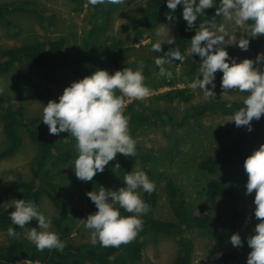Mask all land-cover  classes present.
<instances>
[{
	"label": "trees",
	"instance_id": "obj_1",
	"mask_svg": "<svg viewBox=\"0 0 264 264\" xmlns=\"http://www.w3.org/2000/svg\"><path fill=\"white\" fill-rule=\"evenodd\" d=\"M28 4L29 2L27 1L17 0L1 4L0 18H4V16L16 10H34L31 7H27ZM120 6L112 4L92 6L94 11L88 20L87 29L84 32L85 36L82 38V52L78 54H69L65 51L64 44L66 39L62 36L46 41L34 40L22 43L19 46L0 49V74L9 73L11 70L22 72L31 69L50 68L52 74H47V79L57 80L58 73L63 70L71 72L80 79L90 75L97 68L105 69L111 74L113 71L123 67L134 70L138 64L142 63V74L145 77L144 83L149 89L152 87L172 86L175 80L194 81L196 79L201 58L194 53L189 55L187 47L194 31L199 29L201 23L207 26L218 25L221 22L223 17L215 14V8L219 7V0H215L213 7L205 9L204 13H201L196 23H194L193 28L188 30H185L186 22L180 16L182 11L180 5H177V8L172 12L175 17L174 21L165 19V13L169 12V10L164 0H145L143 7L137 9L130 16L127 27L135 39H141L144 32L153 31L157 26L165 25L166 23H175L178 26V36L175 43L171 45L163 44L161 51L157 54L162 55L163 52L172 47L180 51L183 60H173L164 65V67L169 65V67L173 68L172 74L175 80H160L155 83L149 78L152 69L150 63H152V67L155 70L158 69L154 60L151 61L150 58L130 60L126 54V47L120 46L114 41L110 44H105L107 39H109L106 33L111 17L113 12L119 9ZM82 7L83 0H79L72 8V11H80ZM37 13L41 20L47 21V24H52L51 21L54 20V15L45 17L39 12ZM6 22L10 24L8 21ZM251 23V21L246 22L245 33L249 43L255 46L257 45L256 38L262 36L257 35L255 38L250 36ZM100 55H103L104 59H101ZM176 68L178 69L175 71ZM57 69H60L59 72H56ZM221 75L220 71L214 74L216 86H220ZM116 94L121 95L119 92ZM244 94L245 96L247 95V93ZM192 96L193 92L184 87L170 88L154 96H147L143 100L132 99L124 109V115L128 117L131 137L134 139L137 132L154 124L156 121L167 123L168 127L171 128L173 126L177 127L181 120L196 117L206 110L227 108L228 111H236L243 107V100L204 101L190 106L189 110L182 114L181 120H174L166 109H150L145 105L147 104L146 102L152 100L178 99L188 102ZM24 112L22 104H12L9 97L5 100L3 95L0 94V115L5 120V129L7 130L9 142L7 148L0 153V156L11 154L18 148L21 143V136L17 133L18 126L25 127V131L36 150L31 165L33 179L30 181L14 179L8 188V193L14 199L24 198L32 200L37 204L38 208L40 199L47 197L54 207L55 214L52 216V225L58 237L65 241L66 246L62 252H57L55 249L36 251L34 244L29 238L24 236L27 230L35 226L36 220H30L24 228L16 227L11 224L9 210L0 204V230L6 235L5 241L0 244V264H143L141 259L145 237L160 234L170 235L177 242V258L174 264H190L193 244L184 235L187 231L203 230L211 237L214 245L218 246V241L225 233V230L231 227L230 221L233 223L239 217H243V220H245L244 237L239 253L247 254L246 251H250L246 243V237L252 234V228L258 220L253 216V209L245 208L241 194L217 178L209 179L203 191L211 201L216 197L222 198L225 209L223 214L209 215L194 212L183 190L172 180L167 179L165 182L166 193L174 220H161L152 216L151 210L155 206L157 199L155 189L151 194H141L142 199L149 205V211L142 216V230L128 244H122L119 247H101L98 243L94 246L89 241L79 237L68 236L70 231L76 229L75 221L82 215V212L75 208L71 194L61 189V184L57 177L59 178L64 173V167L73 161L76 156L75 139L70 133L67 134L66 132H62L59 135H50L44 123H39L37 118H25ZM165 115L166 117H164ZM250 123L251 131L246 130L244 127L242 135L233 148L207 155L199 162L198 166L200 169L213 173L217 165L227 163L233 158L245 156L246 152L255 145L259 136V119H253ZM137 161H139V170H143L149 179L152 180V172L149 168L151 154L147 151L136 149L135 156L125 157L117 153L114 160L109 161L104 170L98 172L92 178V181L82 182L87 192L97 191L100 186L110 190L114 176L123 177L133 169ZM89 202L90 211L95 212L94 204L90 199ZM121 212L124 215H130V213H124L123 210ZM9 226H12L18 234L16 238L9 239L7 237L6 230ZM236 256L235 252L224 253L221 256V260L225 261ZM240 264H246L243 256L240 259Z\"/></svg>",
	"mask_w": 264,
	"mask_h": 264
},
{
	"label": "rangeland",
	"instance_id": "obj_2",
	"mask_svg": "<svg viewBox=\"0 0 264 264\" xmlns=\"http://www.w3.org/2000/svg\"><path fill=\"white\" fill-rule=\"evenodd\" d=\"M11 1L16 0H0V5ZM17 1L29 2L27 7H31L34 10H16L4 16V18H0V49L19 46L22 43L32 42L34 40L46 41L62 36L66 39L64 44L65 51L69 54L82 52V38L85 36L84 32L87 29L88 20L94 11L93 7L89 5L88 0H83V7L80 11H72V8H74L79 0ZM144 1L125 0V4L113 12L106 33L109 39H107L105 44H110L114 41L120 46L126 47V54L130 60L136 58H150L151 61L154 60L158 54V52L151 51V44L156 41L155 32L159 28H165L164 25L157 26L153 31L144 32L141 39H135L133 37L127 27V23L130 20V16L137 9L143 7ZM36 11L45 17L54 15V20L51 21L52 24H47V21L41 20ZM221 23H224L223 18L218 25ZM165 25L169 28L174 40H176L178 36L177 24L166 23ZM225 27L227 31L225 43L227 44L223 45V47L228 52V55L235 58L237 62L243 58H250L253 59L255 67L258 68L261 66L255 63V57L258 52L264 53V36L256 38L257 45L255 46L249 43L245 51L236 46L235 40L246 38L245 29L247 25L244 24L237 27L232 24H225ZM189 48L190 44L187 47V52ZM100 58L104 59V56L100 55ZM152 66V63H150L152 69L149 78L154 83L160 80H175L173 74L171 78H166L160 75L158 67L155 70ZM165 69L171 72L173 70L169 65ZM59 70L57 69L56 72H59ZM47 74H52L50 68L31 69L22 72H19V70H11L9 73L0 74V88L3 89V91H0V94L3 95L5 100L9 97L12 104H22L25 111V118H37L39 123H43L39 121L42 114L41 104H46L50 99L56 100L65 86L79 79L76 75L66 70L58 73L57 80L47 79ZM192 82L193 80H175L172 86L150 88L148 95L154 96L170 88L186 87L193 92V96L188 102L178 99L152 100L146 102L147 104L145 105L150 109H166L174 120H181L182 114L187 112L189 107L195 104L213 100H243L245 97V94L240 91L229 89V92H227L221 86L215 85L213 89L215 98L204 99L199 88L192 87ZM206 87L208 86L206 85ZM123 100L125 106L132 101L128 97H124ZM234 112L228 111L227 108H214L206 110L196 117L181 120L177 127L173 126L169 128L167 123L156 121L154 124L143 128L135 134L136 149L147 151L151 154L149 168L152 172V181L155 182L157 194L156 204L151 210L154 218L174 220V215L169 207L166 193L165 182L167 179L172 180L183 190L188 203L192 205L191 209L196 213L209 215L224 213L225 209L222 198L216 197L211 201L203 191L207 181L211 178L220 179L229 187L238 191L242 196V203L245 208H254L252 202L254 193L244 194L247 174L244 171L242 160L251 154L254 149L258 148L261 143H264V114L259 119L258 139L255 145L246 152L245 156L242 158H233L227 163L217 165L213 173L202 170L198 166L199 162L207 155L231 149L239 140L244 126L236 127L234 122L229 120ZM17 133L21 136V143L18 148L11 154L0 156V204L9 210V212L13 211L11 204L14 198L8 193V188L14 179H20L22 181H30L33 179L31 165L36 151L25 131V127L18 126ZM8 144L5 120L0 115V153L7 148ZM72 162L67 164L64 167V173L59 178L57 177V180L61 184V189L71 194L75 208L82 212V215L75 221L76 229L70 231L68 236L73 235L89 241L90 231L84 228L83 219H86L88 214L94 212L90 211V202L86 196L87 190L84 183L74 175L71 166ZM139 168V161H137L132 171L139 170ZM122 178L120 176H114L113 185L110 190L115 191L119 187H123L124 182ZM39 210L46 215L53 216L55 214L54 207L47 197L40 199ZM230 224L231 227L226 229L225 233L219 239L218 246L214 245L211 237L203 230L187 231L184 235L193 244L190 264H240L242 256L246 260L249 251H246L247 254H240V247H233L229 241L230 235L234 232L239 233L241 241L243 240L245 220H243V217H239L233 223L230 221ZM33 228L38 229L37 223ZM29 230L24 234L26 238H28L27 233ZM50 230L57 233L52 224ZM5 239V233L0 230V244ZM177 249V242L172 236L166 234L149 235L143 241L142 263L174 264L177 258ZM228 252H235L237 256L222 261V254Z\"/></svg>",
	"mask_w": 264,
	"mask_h": 264
},
{
	"label": "clouds",
	"instance_id": "obj_3",
	"mask_svg": "<svg viewBox=\"0 0 264 264\" xmlns=\"http://www.w3.org/2000/svg\"><path fill=\"white\" fill-rule=\"evenodd\" d=\"M214 2L215 0H164L169 10L165 13V19L174 21L172 12L180 5V16L186 22L185 30L191 29L201 13L213 7ZM88 3L92 6L124 5L125 0H88ZM215 14L222 16L224 23L207 26L201 23L199 30H195L190 39L188 54L194 53L201 58L192 87L199 88L204 99L215 98L214 74L220 71L222 89L247 93L243 98V107L237 109L229 120L236 127L244 126L251 131L250 122L260 119L264 114V63H261L264 62V53L258 52L255 57V63L261 65L259 68L254 66L253 59L243 58L237 62L230 57L223 47L227 44L225 24L238 27L251 21L250 36H264V0H219ZM164 26L165 28H159L155 32L156 41L151 44L153 52H160L162 44L175 43L169 28ZM235 43L246 51L249 40L238 39ZM173 60H183L180 51L174 47L157 55L154 63L159 68L160 75L172 77V72L167 71L164 65ZM142 69V63L134 70L123 67L111 74L105 69L97 68L90 75L65 86L56 100L40 103L42 114L39 121L47 126L48 133L59 135L66 132L75 139L76 156L71 166L78 180L92 181L109 161L114 160L117 153L125 157L135 156L136 141L129 132L123 98L143 100L149 95L150 89L144 83ZM0 91L3 89L0 88ZM117 92L121 95H117ZM243 168L247 174L244 194L254 193L252 212L258 220L252 228V234L246 237L250 249L246 264H264V143L244 158ZM122 179L124 186L115 191L100 186L97 191L86 192L96 211L83 219V226L90 231L89 242L94 246L98 243L101 247H119L131 242L142 230V216L149 211V205L141 194H151L156 188L155 182L143 170H131ZM11 207L13 211L9 213V219L12 225L24 228L27 222L36 220L38 229L31 227L27 233L36 251H63L65 241L50 230L51 215L42 213L35 202L24 198L13 199ZM121 210L130 215L122 214ZM6 234L9 239L18 235L12 226L7 228ZM229 241L235 248L242 246L239 233H232Z\"/></svg>",
	"mask_w": 264,
	"mask_h": 264
},
{
	"label": "built area",
	"instance_id": "obj_4",
	"mask_svg": "<svg viewBox=\"0 0 264 264\" xmlns=\"http://www.w3.org/2000/svg\"><path fill=\"white\" fill-rule=\"evenodd\" d=\"M26 263H29V262H26Z\"/></svg>",
	"mask_w": 264,
	"mask_h": 264
}]
</instances>
